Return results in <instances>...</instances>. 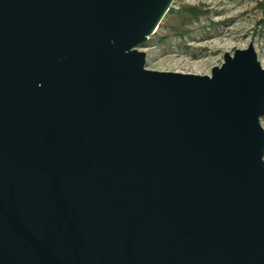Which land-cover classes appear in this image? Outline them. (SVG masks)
Listing matches in <instances>:
<instances>
[{
    "label": "water",
    "instance_id": "obj_1",
    "mask_svg": "<svg viewBox=\"0 0 264 264\" xmlns=\"http://www.w3.org/2000/svg\"><path fill=\"white\" fill-rule=\"evenodd\" d=\"M174 0H0V264H264V68L145 67Z\"/></svg>",
    "mask_w": 264,
    "mask_h": 264
},
{
    "label": "rangeland",
    "instance_id": "obj_2",
    "mask_svg": "<svg viewBox=\"0 0 264 264\" xmlns=\"http://www.w3.org/2000/svg\"><path fill=\"white\" fill-rule=\"evenodd\" d=\"M250 43L264 68V0H174L139 50L149 70L209 75L224 53Z\"/></svg>",
    "mask_w": 264,
    "mask_h": 264
}]
</instances>
